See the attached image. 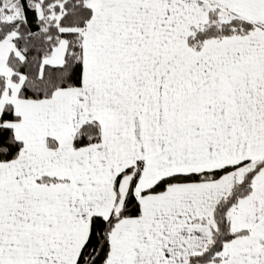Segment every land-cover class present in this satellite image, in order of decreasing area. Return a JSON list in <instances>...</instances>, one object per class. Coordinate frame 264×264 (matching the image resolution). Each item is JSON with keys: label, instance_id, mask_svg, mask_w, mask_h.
<instances>
[{"label": "snow or ice", "instance_id": "1", "mask_svg": "<svg viewBox=\"0 0 264 264\" xmlns=\"http://www.w3.org/2000/svg\"><path fill=\"white\" fill-rule=\"evenodd\" d=\"M0 264H264V0H0Z\"/></svg>", "mask_w": 264, "mask_h": 264}]
</instances>
